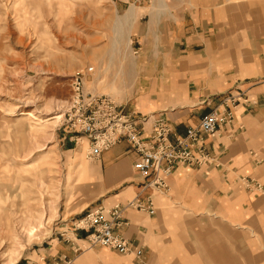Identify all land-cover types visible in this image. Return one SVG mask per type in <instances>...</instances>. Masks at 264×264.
Here are the masks:
<instances>
[{"label": "crops", "instance_id": "0c3cea01", "mask_svg": "<svg viewBox=\"0 0 264 264\" xmlns=\"http://www.w3.org/2000/svg\"><path fill=\"white\" fill-rule=\"evenodd\" d=\"M131 20L144 65L134 71L127 109L161 112L183 134L235 96L234 120L206 140L214 161L178 167L164 194L143 187L135 153L120 142L93 160L92 187L75 209L152 197L153 216L126 210L116 231L143 250L144 264H264V197L249 195L240 181L249 175L264 183V0H151ZM85 249L73 264L135 263L101 246Z\"/></svg>", "mask_w": 264, "mask_h": 264}, {"label": "rangeland", "instance_id": "374dc122", "mask_svg": "<svg viewBox=\"0 0 264 264\" xmlns=\"http://www.w3.org/2000/svg\"><path fill=\"white\" fill-rule=\"evenodd\" d=\"M150 1L0 0V264H73L92 248L87 218L106 209L102 199L74 207L96 164L69 113L72 84L91 67L85 92L129 104L134 71L144 65L131 16ZM240 181L264 197V183ZM141 257L134 264H144Z\"/></svg>", "mask_w": 264, "mask_h": 264}, {"label": "built area", "instance_id": "2783aa9c", "mask_svg": "<svg viewBox=\"0 0 264 264\" xmlns=\"http://www.w3.org/2000/svg\"><path fill=\"white\" fill-rule=\"evenodd\" d=\"M92 71L89 67L74 80L69 105L73 125L84 136L89 159L97 160L105 151L126 141L136 155L132 167L144 180L143 187L161 194L165 193L166 180L176 168H202L214 161L208 154L205 138H213L232 124L235 96L224 97L198 124L183 134H177L162 116H139L109 97L85 92V78ZM129 209L147 215L155 213L151 197H137L126 204L95 211L86 221L94 227V233L87 240L88 245L140 258L142 249L116 233V229L125 224L123 214Z\"/></svg>", "mask_w": 264, "mask_h": 264}, {"label": "bare ground", "instance_id": "6f19581e", "mask_svg": "<svg viewBox=\"0 0 264 264\" xmlns=\"http://www.w3.org/2000/svg\"><path fill=\"white\" fill-rule=\"evenodd\" d=\"M134 10H135V9H134V7H132V9H131V11H130V12H131L132 14H134ZM131 18H133V15L131 16ZM27 116H28V115H27ZM32 116H33V115H32V114H30V115L28 116V118H27V119H28V120H29V119H31L30 117H32ZM87 153H88V149H87ZM154 214H155V213H154ZM150 216H153V215H150ZM33 231H34V228H33V229H30V230H28V233H29V234H27V235H28V236H31L30 234H32V232H33ZM25 233H26V232H25ZM25 235H26V234H25Z\"/></svg>", "mask_w": 264, "mask_h": 264}]
</instances>
